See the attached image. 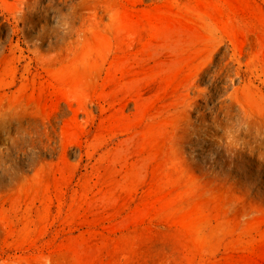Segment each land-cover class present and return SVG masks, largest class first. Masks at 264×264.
<instances>
[{
  "label": "rangeland",
  "instance_id": "obj_1",
  "mask_svg": "<svg viewBox=\"0 0 264 264\" xmlns=\"http://www.w3.org/2000/svg\"><path fill=\"white\" fill-rule=\"evenodd\" d=\"M106 1L0 0L9 81L24 89L36 76L30 98L16 87L0 103V252L62 264H264V109L246 114L235 100L257 98L243 82L248 64L264 80V0H231V21L204 17L194 0ZM125 9L118 33L113 16ZM69 43L86 52L72 75L55 61Z\"/></svg>",
  "mask_w": 264,
  "mask_h": 264
},
{
  "label": "bare ground",
  "instance_id": "obj_2",
  "mask_svg": "<svg viewBox=\"0 0 264 264\" xmlns=\"http://www.w3.org/2000/svg\"><path fill=\"white\" fill-rule=\"evenodd\" d=\"M82 1V0H81ZM99 1H104V0H99ZM108 1V0H107ZM106 1V2H107ZM112 1H114V3H116L117 2V0H112ZM112 1L110 2V3H112ZM127 1H129V0H127ZM147 1V0H146ZM198 5H199V7H201L202 8V11H203V15H204V17L205 16H207L208 17V15H209V17H211V18H213L214 20H216L217 19V15H220L222 18H223V20H225L226 19V21H228V20H233V18H232V12H233V8H232V6L233 5H231V3H233L231 0H194ZM235 1V0H234ZM237 1V0H236ZM12 2V1H11ZM53 2H55V0H53ZM109 2V1H108ZM120 1L118 0V3H119ZM126 2V1H125ZM187 2V1H186ZM192 2V1H191ZM239 2V1H238ZM252 2V1H251ZM243 3V2H242ZM79 4V3H78ZM124 4V3H123ZM194 4V3H193ZM240 4H241V2H240ZM38 5V4H37ZM51 5V4H50ZM54 5H55V3H54ZM101 5V4H100ZM103 5V4H102ZM101 5V6H102ZM112 5V4H111ZM181 5V4H180ZM237 5V4H236ZM254 5V4H253ZM241 8L240 9H242V11L244 12V16L247 18V16H248V11L246 10L247 9V7H246V9H243V6H241V5H239ZM244 6H246V5H244ZM123 7V6H122ZM235 7V6H234ZM48 8V7H47ZM107 8H109V7H107ZM237 8V7H236ZM251 8H253L252 6H251ZM103 9H104V7H103ZM123 9V8H122ZM128 9V8H127ZM239 9V8H238ZM256 9V7L254 8V10ZM39 10H41V9H39ZM189 10V9H188ZM36 11V10H35ZM80 11V10H79ZM125 11H127L126 9L123 11H117V12H115V14H114V20L113 21H115V24H116V27H117V31H118V33H120V21H123V19H124V17H125V14H126V12ZM236 11V10H235ZM234 11V12H235ZM241 11V10H240ZM3 12V11H2ZM38 12V11H37ZM47 12V11H46ZM129 12H130V10H129ZM128 12V13H129ZM238 12H239V10H238ZM251 12H252V9H251ZM254 12V11H253ZM256 12H257V10H256ZM40 13V12H39ZM107 13V12H106ZM110 13V12H109ZM240 13V12H239ZM238 13V14H239ZM75 14H77V12L75 13ZM80 14V13H79ZM100 14V13H99ZM140 14V13H139ZM193 14V13H192ZM237 14V13H236ZM237 14V15H238ZM105 15V14H104ZM136 15V14H135ZM147 15V14H146ZM262 15V14H261ZM103 16V15H102ZM235 16V15H234ZM254 16H256V15H254ZM42 17V16H41ZM258 19V21L262 24V26H263V28H264V10H263V15L261 16V17H259V15L258 16H256ZM142 18V17H141ZM140 18V19H141ZM236 18V17H235ZM143 19V18H142ZM146 19V18H145ZM238 19V18H237ZM47 20V19H46ZM91 21V20H90ZM97 21V20H96ZM42 22V21H41ZM244 22V21H243ZM250 22V21H249ZM129 23V22H128ZM233 23V22H232ZM241 23V22H240ZM239 23V24H240ZM15 24V23H14ZM255 24V23H254ZM7 25V24H6ZM89 25V24H88ZM107 25V24H106ZM121 25H122V27L125 25V23L124 22H121ZM207 25V24H206ZM240 25H242V24H240ZM250 25V24H249ZM243 26V25H242ZM95 27V26H94ZM99 27V26H98ZM109 27V26H108ZM208 27V26H207ZM251 27H252V25H251ZM92 28V27H91ZM97 28V27H96ZM134 28V27H133ZM244 28V27H243ZM95 29V28H94ZM93 29V30H94ZM208 29V28H207ZM123 30V29H122ZM253 30H255V29H253ZM88 31H89V29H88ZM102 31V30H101ZM131 31H132V29H131ZM214 32H216V31H214ZM236 32H237V29H236ZM252 32V31H251ZM109 33V32H108ZM107 33V34H108ZM116 33V32H115ZM128 33V32H127ZM127 33H125V34H127ZM131 33V32H130ZM241 33V32H240ZM102 34V33H101ZM110 35V34H109ZM114 35V34H113ZM204 35H205V33H204ZM236 35V34H235ZM240 35V34H239ZM238 35V36H239ZM244 35V34H243ZM260 35V34H259ZM89 36V35H88ZM207 36V35H206ZM250 36V35H249ZM251 36H253V35H251ZM81 37H83L84 39L86 38V33H84V35L83 36H81ZM98 37V36H97ZM254 37H255V35H254ZM257 37V36H256ZM262 37V36H261ZM120 38V37H119ZM77 39V38H76ZM93 39V38H92ZM225 39V38H224ZM245 39H247L248 40V38H247V36H246V38ZM79 40H80V38H79ZM206 40V39H205ZM207 40H209V39H207ZM212 40H213V38H212ZM243 40V39H242ZM10 41H13V38H11V40ZM63 41V40H62ZM81 41V40H80ZM216 41V40H215ZM240 41V40H239ZM250 41H252V40H250ZM260 41H262V40H260ZM77 42H78V40H77ZM82 42V41H81ZM90 42V41H89ZM212 42V41H211ZM234 42V41H233ZM248 43H249V41H247ZM263 42V41H262ZM208 43V42H207ZM212 43H215V42H212ZM211 43V44H212ZM245 43V42H244ZM258 43V42H257ZM70 45L68 46V47H66V48H64L63 50H61V53H60V55H59V57L55 60V61H61V62H63V63H61V65L63 64V65H65L63 68L64 69H66L67 71H68V74L69 75H72V73H74L73 71H75L77 68V65H78V63L79 62H81V61H83V60H86V52H84L83 50L81 51V52H78L77 50H73V48H72V43H69ZM72 44V45H71ZM81 44V43H80ZM79 44V45H80ZM252 44V43H251ZM251 44H247L248 45V47H249V45H251ZM262 44V43H261ZM76 45V44H75ZM207 45H209V44H207ZM218 45V44H217ZM246 45V44H245ZM254 45V44H253ZM260 45V44H259ZM239 46H242V45H239ZM78 47V46H77ZM220 47V46H219ZM226 47V46H225ZM231 47V46H230ZM247 47V48H248ZM252 47V46H251ZM214 48H215V46H214ZM253 48V47H252ZM258 48V47H257ZM262 48V47H261ZM217 49H218V47H217ZM38 50V49H37ZM260 50V49H259ZM264 50V49H263ZM262 50V51H263ZM221 51V50H220ZM261 51V52H262ZM244 52V51H243ZM256 52H257V50H256ZM215 53V52H214ZM224 53V52H223ZM223 53L221 54V55H223ZM254 53H255V51H254ZM217 54V53H216ZM218 55H220V54H218ZM254 55V54H253ZM26 56V55H25ZM30 56V55H29ZM249 56H251V54L249 55ZM248 56V57H249ZM252 57V56H251ZM48 58H49V56H48ZM218 59H220V58H218ZM217 59V60H218ZM254 59V58H253ZM40 60V59H39ZM46 60H48V59H46ZM36 61H38V59H36ZM41 61V60H40ZM216 61V60H215ZM239 61L240 60H238V63H239ZM14 59H10V57L7 55V54H5L4 53V51L2 52V53H0V103H2V102H4V101H6L7 99H9V98H13V97H15L16 96V92L18 91L21 95H23L24 97H27V98H30L31 96H32V94H34V92L31 94L30 93V91H32L33 89H34V87H32V86H34V84H36L35 82H36V76H34L32 79V82L31 83H29V84H27V86L26 87H24V89L22 88V86H20L19 85V83H17V82H10L9 81V74L13 71V65H14ZM217 63V62H216ZM236 63V62H235ZM40 64H41V66H39V67H41L40 68V70H42V71H47V72H50L51 70L50 69H47V63L45 64V61H42V62H40ZM60 64V63H59ZM231 64V63H230ZM240 64V63H239ZM229 66V65H228ZM80 67V66H79ZM224 67V66H223ZM233 67V66H232ZM232 67H230V69L232 68ZM48 68H49V66H48ZM56 68V67H55ZM54 68V69H55ZM212 68H214V70H215V67H212ZM220 68V67H219ZM229 68V67H228ZM235 68V67H234ZM241 68H242V66H241ZM56 69H58V67L56 68ZM218 69V68H217ZM213 70V71H214ZM222 70V69H221ZM226 70V69H225ZM247 71H245V72H247V73H250L251 75H252V77H250L248 80H246V79H244L243 80V82H246L247 84V87H248V89H250V88H256L257 89V92H256V96H257V98L254 100V101H251L250 99H248V98H246L244 95H245V92H243L244 91V89H243V91H241V92H243V95H239V96H237V93H236V102L237 103H239V104H241V106L243 107V109H244V112L247 114V113H256V114H258V115H261L260 114V112H259V109H257L258 107L259 108H262V109H264V90L262 89V88H260L259 86H256V82H258V80L259 79H261V76H260V74H259V72H261V69L258 67V66H256V65H249L248 64V66H247V69H246ZM82 71V70H81ZM211 71V70H210ZM263 71V73H264V69L262 70ZM214 72H217V71H214ZM231 72H232V70H231ZM208 73V72H207ZM206 73V74H207ZM228 73H229V71H228ZM233 73H234V70H233ZM211 74V73H210ZM225 74H226V71H225ZM29 75H31V74H29ZM223 75V74H222ZM221 75V76H222ZM231 75V74H230ZM220 77V76H219ZM223 77V76H222ZM221 77V78H222ZM73 78V77H72ZM225 78V77H224ZM229 79H230V77H229ZM233 79V78H232ZM212 80V79H211ZM226 81H230V80H227V79H225ZM237 80V79H236ZM239 80V79H238ZM222 81H223V79H222ZM48 82V81H47ZM231 82V81H230ZM34 83V84H33ZM217 83V82H216ZM219 83V82H218ZM224 84H223V87H224V85H225V82H223ZM229 83V82H228ZM236 83V82H235ZM259 83V85H261V84H264V80H262L261 82L259 81L258 82ZM31 84V85H30ZM222 84V83H221ZM51 85V84H50ZM49 85V86H50ZM66 85H68V84H66ZM217 85H220V84H217ZM231 85V84H230ZM62 86H64V85H62ZM212 86H214V85H212ZM16 87H18V90L17 91H15V92H12V90L14 89V88H16ZM65 87V86H64ZM215 87H216V84H215ZM220 87H221V85H220ZM229 87V86H228ZM69 88H71V87H69ZM225 88V87H224ZM216 90V89H215ZM236 91H237V89H235ZM70 91V90H69ZM211 91V90H210ZM220 91H222V90H220ZM225 91V90H224ZM216 93H218V92H216ZM234 93V92H233ZM190 94H191V92H190ZM72 95V94H71ZM212 95V94H211ZM35 96V95H34ZM76 96V95H75ZM213 96V95H212ZM215 96V95H214ZM219 96V95H218ZM23 97V98H24ZM220 97V96H219ZM254 97V96H253ZM35 98V97H34ZM211 98V97H210ZM218 98V97H217ZM69 99V98H68ZM38 100V99H37ZM201 100V99H200ZM211 101H212V99H210ZM12 101V100H11ZM207 101V100H206ZM216 101V100H215ZM225 101V100H224ZM223 101V102H224ZM227 101V100H226ZM29 102H30V100H29ZM202 102H204L203 101V99H202ZM222 102V103H223ZM229 102V101H228ZM253 102L254 103H256L255 105L256 106H254V104H253ZM198 102H196V104H197ZM212 103V102H211ZM32 104V103H31ZM195 104V103H194ZM202 104V103H201ZM200 104V105H201ZM65 105V104H64ZM192 105H193V103H192ZM203 105V104H202ZM207 105H208V103H207ZM221 105V104H220ZM223 105H225V103L223 104ZM231 105V104H230ZM20 105H18V106H16L17 108L19 107ZM23 106H24V104H23ZM23 106H21V108L23 107ZM49 106V105H48ZM47 106V107H48ZM60 106V105H59ZM58 106V107H59ZM199 106V105H198ZM204 106H206V105H204ZM0 107H2V106H0ZM37 107V106H36ZM35 107V108H36ZM208 107V106H207ZM206 107V108H207ZM239 107V106H238ZM27 108H30V107H26V109ZM34 108V107H33ZM60 108H62V105H61V107ZM59 108V109H60ZM67 107H65V109H66ZM190 108V107H189ZM193 108V107H192ZM204 108V107H203ZM222 108V107H221ZM229 108V107H228ZM231 108V107H230ZM235 108V107H234ZM233 108V109H234ZM237 108V107H236ZM3 108H1V110H2ZM25 109V108H24ZM24 109L22 110V112L24 111ZM25 109V110H26ZM64 109V108H63ZM62 109V110H63ZM83 109V108H82ZM198 109V108H197ZM218 109V108H217ZM216 109V110H217ZM232 109V110H233ZM7 110V109H6ZM17 110V109H16ZM33 110V109H32ZM38 110V109H37ZM43 110H45V109H43ZM62 110H60V114H61V112H62ZM220 110V109H219ZM18 111V110H17ZM16 111V112H17ZM27 111V110H26ZM26 111H25V113H26ZM39 111V110H38ZM65 111V110H64ZM199 111V110H198ZM210 111V110H209ZM214 111V110H213ZM225 111V110H224ZM223 111V112H224ZM230 111V110H229ZM238 111V110H237ZM42 112V111H41ZM45 112H47L46 110H45ZM203 112V111H202ZM219 112H221V110L219 111ZM218 112V113H219ZM223 112H222V114H223ZM226 112V111H225ZM232 112V111H231ZM1 113V112H0ZM18 113V112H17ZM21 113V112H20ZM29 113V112H28ZM65 113V112H64ZM199 113V112H198ZM200 113H201V111H200ZM208 113H210V112H208ZM234 113V112H233ZM238 113H239V111H238ZM237 113V114H238ZM9 114V113H8ZM7 114V115H8ZM33 114V113H32ZM59 114V113H58ZM67 114H68V112H67ZM72 114V113H71ZM205 114V113H204ZM216 114V113H215ZM228 114H231L230 112H228ZM26 115V114H25ZM30 115V114H29ZM35 115H38V114H35ZM39 115H41V114H39ZM208 115H210V114H208ZM214 115V114H213ZM221 115V114H220ZM239 115V114H238ZM24 116V115H23ZM212 116V115H211ZM215 116V115H214ZM230 116H232V115H229V117ZM240 116V115H239ZM44 117V116H43ZM56 117V116H55ZM201 117V116H200ZM204 117V116H203ZM205 117H207L206 115H205ZM221 117V116H220ZM226 117V116H225ZM229 117H227V118H229ZM20 118V117H19ZM29 118V117H28ZM57 118V117H56ZM202 118V117H201ZM201 118H199V119H201ZM209 118V117H208ZM207 118V119H208ZM210 118H212V117H210ZM222 118H224V117H222ZM236 118H238V121L239 120H241V123H242V118H240V117H236ZM240 118V119H239ZM22 119V118H21ZM31 119V118H30ZM29 119V120H30ZM206 119V118H205ZM213 119V118H212ZM211 119V120H212ZM226 119V118H225ZM229 119H232L231 117L229 118ZM257 119V118H256ZM18 120H20V119H18ZM17 120V121H18ZM23 120V119H22ZM34 120H35V118H34ZM223 120V119H222ZM233 121H234V119H232ZM31 122H32V120H30ZM37 121V120H36ZM209 122V120H206V122ZM217 121V120H216ZM215 121V122H216ZM218 121H221V120H218ZM231 121V120H230ZM232 121V122H233ZM252 121V120H251ZM14 122L17 124V123H19V122H16L15 120H14ZM21 122H24V121H21ZM25 122H27V120L25 119ZM24 122V123H25ZM60 122H61V120H60ZM201 122V121H200ZM203 122V121H202ZM207 122V123H208ZM222 122H224V121H222ZM204 123V122H203ZM207 123H206V125H207ZM228 123V122H227ZM227 123H226V126H227ZM235 123V122H234ZM240 123V122H239ZM239 123H238V126H241V127H243L242 126V124L241 125H239ZM11 124H13V123H11ZM33 124H34V122H33ZM37 124V123H36ZM35 124V125H36ZM40 124V123H39ZM200 124V123H199ZM202 124V123H201ZM209 124V123H208ZM218 124H222V123H218ZM224 124V123H223ZM233 124V123H232ZM21 125V124H20ZM20 125H19V127H20ZM28 125H29V122H28ZM31 125V124H30ZM205 124H204V127L206 126ZM212 125V124H211ZM217 125V124H216ZM225 125V124H224ZM237 125V124H236ZM235 125V126H236ZM248 125V124H247ZM2 126V125H1ZM1 126H0V128H1ZM6 127H7V125H5ZM11 126V125H10ZM15 126V125H14ZM214 126H215V124H214ZM214 126L212 127V129L214 128ZM220 126V125H219ZM223 126V125H222ZM221 126V127H222ZM228 126H229V124H228ZM228 126H227V128H228ZM246 126V125H245ZM13 127V126H12ZM31 127V126H30ZM33 127V126H32ZM46 127H47V125H46ZM176 127V126H175ZM199 127H203L202 125L201 126H199ZM203 127V128H204ZM211 126H209V129H211L210 128ZM217 127V126H216ZM232 127V126H231ZM249 127V126H248ZM251 127V126H250ZM15 128H16V126H15ZM14 128V130H13V134H14V131L16 130ZM17 128H18V126H17ZM41 128V127H40ZM202 128V129H203ZM258 128H259V126H258ZM257 128V129H258ZM2 129H3V127H2ZM6 129V128H5ZM13 129V128H12ZM19 129H21V130H23L22 128H19ZM25 129H27L26 128V126H25ZM32 129V128H31ZM48 129H49V127H48ZM205 129H206V127H205ZM208 128H207V131L209 130ZM211 129V130H212ZM256 129V128H255ZM8 130V129H7ZM169 130V129H168ZM201 130V129H200ZM217 130H218V132L221 130V129H218V127H217ZM216 130V131H217ZM248 130V129H247ZM259 130V129H258ZM20 131V130H19ZM225 131V130H224ZM244 131V130H243ZM250 131H252V130H250ZM11 132V131H10ZM22 132H24V131H22ZM63 134L65 135V138L66 139H68L69 138V136H70V128H69V126H67V127H65L64 129H63ZM223 132V131H222ZM227 132V131H226ZM230 132V131H229ZM248 132V131H247ZM253 132V131H252ZM251 132V133H252ZM264 132V131H263ZM263 132H261V133H263ZM3 133V132H2ZM17 133H19V132H17ZM24 133H26V131L24 132ZM28 133H29V131H28ZM36 133V132H35ZM49 133H51V132H49ZM215 134H216V132H214ZM220 133V132H219ZM241 133H242V130H241ZM254 133V132H253ZM252 133V134H253ZM4 134V133H3ZM9 134V133H8ZM226 134V133H225ZM240 134V133H239ZM255 134V133H254ZM253 134V135H254ZM241 135H244V134H241ZM248 135H251V134H248ZM256 135V137H257V135L258 134H255ZM254 135V136H255ZM218 136V135H217ZM259 136V135H258ZM49 137V136H48ZM218 137H221L222 138V136H218ZM240 137V136H239ZM243 137H245V136H243ZM242 137V138H243ZM246 137H247V135H246ZM13 138V137H12ZM11 138V139H12ZM251 138H252V136L250 137V140H251ZM259 138V137H258ZM263 138V137H262ZM235 139V138H234ZM260 139H261V137H260ZM50 140V139H49ZM238 140V139H237ZM245 140H247L246 138H245ZM250 140H247V141H250ZM255 140H257V138L255 139ZM51 141V140H50ZM259 141V140H258ZM254 142V141H253ZM262 142V141H261ZM264 142V141H263ZM251 143H252V140H251ZM259 143V142H258ZM166 144V143H165ZM236 143L234 142V145H235ZM247 144H248V142H247ZM247 144H246V146H247ZM257 144V143H256ZM261 144H263V143H261ZM251 145H253V144H251ZM65 146V145H64ZM72 146V145H71ZM236 146H237V144H236ZM245 146V145H244ZM256 146V145H255ZM258 146L260 147V146H263V145H259L258 144ZM52 147V146H51ZM237 147H240V146H237ZM249 147H250V145H249ZM257 147V146H256ZM255 147V148H256ZM236 148V147H235ZM242 148V147H241ZM245 148V147H244ZM248 148V147H247ZM254 148V149H255ZM258 148V147H257ZM257 148H256V150H257ZM261 148H264V147H261ZM252 150H253V148H251ZM59 150V149H58ZM164 150V147H161V152ZM261 150V149H260ZM263 150V149H262ZM157 151V150H156ZM160 150H158V152H159ZM45 152V151H44ZM49 153V152H48ZM49 154H51V153H49ZM258 155V154H257ZM235 156V155H234ZM28 157V156H27ZM263 157V156H262ZM58 159V158H57ZM262 163H263V161H262ZM177 167V166H176ZM237 167V166H236ZM260 167V166H259ZM258 167V168H259ZM222 168V167H221ZM257 168V169H258ZM262 168V167H261ZM247 169V168H246ZM182 170V169H181ZM178 171V170H177ZM183 171V170H182ZM223 171V170H222ZM260 171V170H259ZM258 171V172H259ZM177 173V176L178 177H180V176H182V173L183 172H181L180 170L178 171V172H176ZM38 174H40V172L38 173ZM41 175H42V173H41ZM259 176V175H258ZM39 177H40V175H39ZM243 188H247V187H243ZM195 189V188H194ZM200 189V188H199ZM202 190H203V188H201ZM242 190H244V189H242ZM249 190V189H248ZM192 191V194H193V191L194 190H191ZM197 191V190H196ZM195 191V192H196ZM199 192V191H198ZM214 192V191H213ZM217 192V191H216ZM225 192V191H224ZM226 192H228V191H226ZM197 193V192H196ZM211 193V192H210ZM229 193V192H228ZM246 193V192H245ZM249 193V192H248ZM198 194V193H197ZM206 195H207V193H205ZM259 194V193H258ZM211 195H212V197H213V195L214 194H212L211 193ZM210 195V196H211ZM217 195V194H216ZM224 195V194H223ZM227 195V194H226ZM234 194H232V196H233ZM236 195V194H235ZM234 195V196H235ZM241 195V194H240ZM250 195V194H249ZM188 196V195H187ZM209 196V195H208ZM225 196V195H224ZM237 196V195H236ZM244 196V195H243ZM256 196V195H255ZM192 197H193V195H192ZM207 197V196H206ZM212 197H210V199H212ZM215 197V196H214ZM227 197H229V196H227ZM226 197V198H227ZM238 197V196H237ZM260 197V196H259ZM171 198V197H170ZM201 198V197H200ZM203 198H204V196H203ZM208 198V197H207ZM232 198V197H231ZM234 198V197H233ZM189 199V198H188ZM191 199H193V198H191ZM216 199V198H215ZM219 199V198H218ZM223 199H225V198H223ZM241 200V199H240ZM200 201V200H199ZM234 201H236V199L234 200ZM246 201V200H245ZM250 201H251V199H250ZM249 201V202H250ZM210 202V200L207 202V203H209ZM212 202V201H211ZM214 202H216V201H214ZM219 202V201H218ZM217 202V203H218ZM226 202V201H225ZM248 202V201H247ZM237 203V202H236ZM253 203V202H252ZM258 203V202H257ZM220 204V203H219ZM225 204H227V203H225ZM246 204V203H245ZM248 204V203H247ZM251 204V203H250ZM194 205H196V203L194 204ZM239 205V204H238ZM252 205V204H251ZM257 205V204H256ZM256 205L254 206L253 205V207H256ZM258 205H259V203H258ZM257 205V206H258ZM221 206H222V204H221ZM226 206V205H225ZM224 206V207H225ZM216 207H219V206H217L216 205ZM248 207V206H247ZM261 207H263V206H261ZM245 208V207H244ZM252 208V207H251ZM259 208V207H258ZM191 209V208H190ZM225 209V208H224ZM247 210V209H246ZM230 211V210H229ZM252 211V210H251ZM261 211V210H260ZM262 211H263V208H262ZM203 212H204V210H203ZM238 212V211H237ZM226 214V213H225ZM254 214V213H253ZM259 214H261V213H259ZM262 214H264L263 212H262ZM199 215V214H198ZM243 216H244V214H243ZM262 216V215H261ZM191 217V216H190ZM192 217H193V215H192ZM236 217V216H235ZM263 217V216H262ZM256 218V217H255ZM261 218V217H260ZM259 219V218H258ZM264 219V218H263ZM189 220V219H188ZM230 220V219H229ZM249 220V219H248ZM257 220V219H256ZM255 220V221H256ZM231 221H232V219H231ZM250 221V220H249ZM248 221V222H249ZM264 221V220H263ZM238 222V221H237ZM239 223V222H238ZM253 223V222H252ZM256 223V222H255ZM261 223V222H260ZM262 224H264L263 222H262ZM238 224H236V226H237ZM249 226V225H248ZM258 226V227H257ZM256 227H257V229H260L261 230V228H262V225H257ZM191 228V227H190ZM247 228V226H245V229ZM263 230V229H262ZM256 232V231H255ZM253 235V234H252ZM258 235V234H257ZM190 236V235H189ZM192 236V235H191ZM39 254H41V253H39ZM57 255V254H56ZM58 257H59V255H58ZM60 257H61V254H60ZM59 260V259H58ZM57 259H55V257L53 256V255H51V253L50 254H48V253H46V254H42V255H40V256H35V255H28V254H21V255H17V254H15V255H9V254H7V252L6 251H2V252H0V264H62V263H60V261H58Z\"/></svg>",
  "mask_w": 264,
  "mask_h": 264
}]
</instances>
